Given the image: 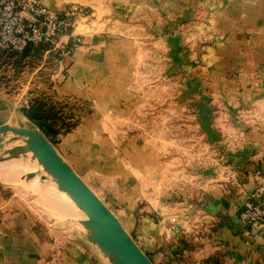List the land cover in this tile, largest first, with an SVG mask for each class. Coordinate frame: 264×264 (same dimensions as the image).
Here are the masks:
<instances>
[{
    "label": "crops",
    "instance_id": "obj_1",
    "mask_svg": "<svg viewBox=\"0 0 264 264\" xmlns=\"http://www.w3.org/2000/svg\"><path fill=\"white\" fill-rule=\"evenodd\" d=\"M68 5L90 15L74 28L80 43L68 55L46 49L9 59L14 74L32 65L23 69L24 92L40 82L57 100L90 108L62 138L61 158L99 197L76 160L94 155L96 124L123 116L122 108L138 116L150 104L154 117L167 88L172 95L162 104L169 114L176 109V138L199 147L170 159L181 177L174 182L160 178V151L142 149L104 204L153 264H264V226L245 228L238 219L247 204L264 201V0L47 3L54 12ZM149 93L157 99L145 100ZM15 101L0 88V121L26 128L31 101ZM7 181L0 178V264H104L72 223L79 217L64 195L47 183L10 189Z\"/></svg>",
    "mask_w": 264,
    "mask_h": 264
},
{
    "label": "rangeland",
    "instance_id": "obj_2",
    "mask_svg": "<svg viewBox=\"0 0 264 264\" xmlns=\"http://www.w3.org/2000/svg\"><path fill=\"white\" fill-rule=\"evenodd\" d=\"M9 63L10 62L7 58L6 61H3V57L0 58L1 90H3L5 94L9 95L10 98L16 99L15 102L17 107L25 106L26 104L24 101L27 99L31 102L36 100L42 101L43 103L47 104L48 108L53 107L54 112H57L54 129L58 132L54 137L55 141L52 145L56 151L58 150L59 146L60 148L67 147L68 143L66 145L62 144V138L79 125L84 114H86L88 111L90 112V108L83 106V103L81 102L78 104L67 99L57 100L55 95L50 94L47 92V90H45V87L38 85L40 82L36 84L32 91L27 90L24 92L23 89L25 76L23 69H25L26 66L27 68H31L32 65H19L18 69L21 68V71H19L17 74H14L11 72L12 67L9 65ZM152 66L154 65L149 62V67ZM157 67L159 69H163L165 68V64L161 61L160 64H157ZM151 78V76L145 77V83L147 82L150 84ZM158 78V82L161 85L168 83L165 81L164 77L159 75ZM163 89H165V87L160 88L159 101L161 104L159 108L154 109V111H157L154 113V117H152L150 114V112L153 110L151 104L148 107H146V105H144V107H140V114H138V116L135 114V107H132V109H130L131 113H133L132 115H129L126 109L122 108L121 110L124 111V113L126 112V114L123 116H119L118 113L116 115L112 114V116H104L106 120L101 117V122L96 125L97 129L101 131L100 133L102 137H100V139L90 141V143L96 147L92 152L94 155H92L91 160L87 161L81 158V160H78L79 158L76 157V160L80 165L78 170L86 178L93 190H95V192L98 194V198L103 203L108 202V195H110L112 192H115L117 187H120V184L123 182V177L126 176L125 171L127 167L128 171H134V164L139 158V153H141L142 149H145L148 154L149 152L151 154L150 150L152 148L160 151V155L157 159L164 163L163 169L160 171L162 174L160 178H162L164 181L174 182V179L179 181L181 177H179V173L171 171L173 166L169 165L170 159H181L184 154L191 151V148L194 149L195 147H199V141L197 140V146H195L194 140L189 141L187 139L184 140L176 138V133L174 134V132L178 131V127L175 126V120L173 117L171 119V113L176 111V109L171 110L169 114V110L166 107H163L164 104L162 103L172 95L171 93L167 92V88L166 91ZM152 99L157 98L151 93H149V96L145 97V100H151L150 102H152ZM20 110L24 112L26 109L21 108ZM17 111H19V108H17ZM117 112H120L119 109H117ZM169 115L170 119L168 118ZM110 120H112V124H109ZM25 127L27 129H36L32 124H27ZM104 129L107 131L110 130L112 132V139L105 138L106 140H104ZM14 145H17V143ZM109 151L111 153H109ZM68 154L72 155L71 152H68ZM149 158L148 160L150 162L151 159ZM78 163H76V165ZM28 168L31 171H37L35 164L29 160L15 161L1 165L0 178H6L8 180L6 185H8L10 189L23 187L25 184L18 179L24 173V170ZM86 172H88L89 175L86 176ZM110 175L112 176L111 178ZM111 183H113V187L111 186ZM48 185L52 187V185ZM25 189L31 188L25 187ZM23 191L24 193L26 192L25 190ZM64 196L63 199L68 202L69 199ZM72 207L75 213L74 216L81 218L82 214L74 206ZM72 223L81 229V227L76 223L75 219L72 220ZM97 253L100 255V257H102L98 251ZM103 261L104 264H108L104 259Z\"/></svg>",
    "mask_w": 264,
    "mask_h": 264
},
{
    "label": "water",
    "instance_id": "obj_3",
    "mask_svg": "<svg viewBox=\"0 0 264 264\" xmlns=\"http://www.w3.org/2000/svg\"><path fill=\"white\" fill-rule=\"evenodd\" d=\"M23 160L34 163L37 171L28 168L18 180L27 186L47 183L65 195L82 214L75 221L83 237L108 264H153L42 133L0 121V165Z\"/></svg>",
    "mask_w": 264,
    "mask_h": 264
},
{
    "label": "built area",
    "instance_id": "obj_4",
    "mask_svg": "<svg viewBox=\"0 0 264 264\" xmlns=\"http://www.w3.org/2000/svg\"><path fill=\"white\" fill-rule=\"evenodd\" d=\"M49 1L0 0V57L20 55L28 46L47 45L48 52L61 58L80 43L73 30L88 21V11L68 5L54 12L47 6ZM238 219L245 228L264 226V201L247 204Z\"/></svg>",
    "mask_w": 264,
    "mask_h": 264
},
{
    "label": "trees",
    "instance_id": "obj_5",
    "mask_svg": "<svg viewBox=\"0 0 264 264\" xmlns=\"http://www.w3.org/2000/svg\"><path fill=\"white\" fill-rule=\"evenodd\" d=\"M70 47V45H68ZM48 49L47 45H40L38 47L28 46L24 52L20 55L7 54L6 58L9 60L11 58H22L26 55V53H30L31 51H43ZM1 58V57H0ZM5 58V57H4ZM57 112H54L53 107H47L46 103L42 101H32L28 110L25 111V117L29 120V122L39 130L40 133L51 143L54 144V137L58 131L55 128V120H56Z\"/></svg>",
    "mask_w": 264,
    "mask_h": 264
},
{
    "label": "bare ground",
    "instance_id": "obj_6",
    "mask_svg": "<svg viewBox=\"0 0 264 264\" xmlns=\"http://www.w3.org/2000/svg\"><path fill=\"white\" fill-rule=\"evenodd\" d=\"M71 203V202H70ZM71 205H72V203H71ZM73 206V205H72Z\"/></svg>",
    "mask_w": 264,
    "mask_h": 264
}]
</instances>
